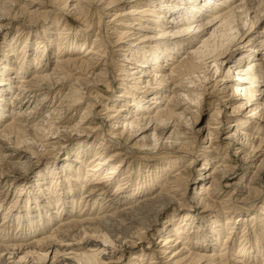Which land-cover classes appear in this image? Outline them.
I'll use <instances>...</instances> for the list:
<instances>
[{
	"label": "bare ground",
	"instance_id": "1",
	"mask_svg": "<svg viewBox=\"0 0 264 264\" xmlns=\"http://www.w3.org/2000/svg\"><path fill=\"white\" fill-rule=\"evenodd\" d=\"M259 24L264 0H0V264H114L149 235L131 264H264Z\"/></svg>",
	"mask_w": 264,
	"mask_h": 264
},
{
	"label": "rangeland",
	"instance_id": "2",
	"mask_svg": "<svg viewBox=\"0 0 264 264\" xmlns=\"http://www.w3.org/2000/svg\"><path fill=\"white\" fill-rule=\"evenodd\" d=\"M112 9H114V8H110L109 10H108V12L109 13H107L106 15V18H105V20H108V17H110V16H108L109 14H110V12H112ZM19 21H21V18H19V17H17V18H15V20L14 21H11V22H13V24H12V26L11 27H9L8 28V31H7V35H6V37L5 38H7L9 41H12V39H11V37H12V34L15 32V26H16V22H19ZM72 23H74V19H73V17H71V18H69V24H72ZM263 25L264 24H259L258 26H256L255 27V31L257 30V29H259L260 30V28H262L263 27ZM255 31H253L252 32V34H254V32ZM94 33H95V30L93 31ZM4 36H2V35H0V58H2V57H4V51H5V45L3 44V43H5L4 42ZM13 38V37H12ZM19 39V38H18ZM84 48V47H83ZM53 56L54 55H49V57H48V59H49V61H52L54 58H53ZM1 61V60H0ZM0 67H1V65H0ZM119 78V77H118ZM68 83H65V88L68 86L67 85ZM101 87V86H100ZM102 89H105L104 91H101V93L100 94H102L104 97L106 96V97H109V98H114L113 97V95H116L117 93H118V86H117V83H115L114 82V84L113 85H110L109 86V88H106L105 86H103L102 87ZM14 91L15 90H7L6 92H7V94L5 95L4 94V97H5V99L7 100V102H9V100L11 99V97H12V94L14 93ZM117 91V92H116ZM52 99V97H50V98H45L43 101H44V103H45V105H47L48 107H50L52 104H54V101H53V99ZM55 100V99H54ZM98 100H100V97H98V98H96V101H98ZM56 103V102H55ZM244 109V108H243ZM227 110H230V109H228V107H227ZM91 115V114H90ZM90 115H89V117H90ZM207 115V112H206V106L205 107H203L202 108V110L198 113V115H197V119H199V120H202V119H204V117ZM12 115H10L9 114V116H7V118L5 119V120H7V119H9L10 117H11ZM91 117H93L92 115H91ZM77 118V121L79 120V117H76ZM95 121H97V123H99V124H101L102 125V127H101V132H102V134L103 135H106V134H109V127H110V124L107 122H103L102 120H101V118L100 117H98L97 116V118H96V120ZM64 123V125L68 122V119H65L64 121H63ZM68 125H70V123H68ZM72 133H74V132H72ZM106 138H107V140H108V135H106L105 136ZM3 141H5V139H2ZM8 143V145L9 146H11L12 144H10L9 142H7ZM31 144H33V143H31ZM13 146V145H12ZM56 146H45V147H41L40 145H34V148H32V150L31 151H33V150H35L37 153H46L45 155H43L42 154V156H46V159H49V163L50 162H52V157L53 156H49V157H47V155H48V152H52V151H54V150H56V148H55ZM22 149V148H21ZM41 149V150H40ZM28 151V153L29 154H31V151L29 150V149H27ZM65 150L66 149H63L62 147H61V150H59V158L60 157H62V156H64L63 154H64V152H65ZM26 151V150H25ZM32 156V155H31ZM229 156H230V158L231 159H235V156H234V153H233V151H231L230 153H229ZM34 159V158H33ZM258 159H259V157L255 160V161H258ZM48 162H45V163H41V164H39V166H37V167H35V169H33V172L32 173H30V174H28L26 171H27V169H25V167H21V168H16V169H7V171H10V172H12L13 170H15V172H18V174L19 175H21L23 178V180L19 183V187H23L24 188V186H25V183H26V181H28V184H30L29 182H32L33 183V180H35V179H37V177H38V173L39 172H41L42 174H44V173H46L47 172V169L45 168V167H49V163ZM48 163V164H47ZM254 164V163H253ZM191 165H193V171H194V174L196 173V171H197V169H198V167H200V165H201V161L200 160H197V161H195L193 164H191ZM53 167H55V165H53L52 166V168ZM243 168H245V166L243 167H240V169L237 171V175L238 174H241V173H243ZM26 171H25V170ZM135 169V168H134ZM134 169L132 170V171H134ZM195 169V170H194ZM253 170V168L251 167V168H249L248 170H247V172H246V175H245V179H249L250 178V176L252 175L251 174V171ZM25 171V172H24ZM22 172H24V173H22ZM135 172L136 173H140V172H142L140 169H139V167H137V170H135ZM141 174V173H140ZM17 183V182H16ZM159 187V186H158ZM157 187V188H158ZM192 189H193V186L191 185V184H189V190L190 191H192ZM22 194H24V193H22ZM13 197H14V199H16L15 198V196H13L12 194H11V196H9V198L12 200L13 199ZM21 199H22V197H20V198H18V202H20L21 201ZM21 204V203H20ZM190 205H191V207H190V210H188L189 211V213L193 216V217H199L198 216V208H197V206L195 205V203L194 202H191L190 203ZM96 208V205H95V207H94V209ZM243 212V211H242ZM163 220V218L162 217H159V221H162ZM196 220H199V219H196ZM160 228H164V225L161 223L159 226H158V229H160ZM263 232H264V227H263ZM239 235V234H238ZM150 235L146 238V239H144L141 243H139L137 246H135L134 248H129V249H126L125 251H124V253H123V255L120 257V259H118L119 261H117V262H115L114 264H131V261H130V252H134V251H136V250H140L141 249V247H145V245H146V242L150 239ZM149 238V239H148ZM153 241H155V242H157V240H153ZM262 246L264 247V238H263V241H262ZM66 256H69V255H66Z\"/></svg>",
	"mask_w": 264,
	"mask_h": 264
}]
</instances>
